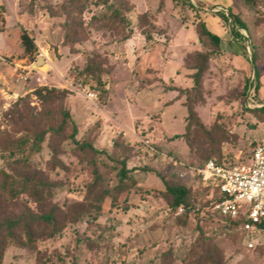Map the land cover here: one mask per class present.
<instances>
[{
    "label": "rangeland",
    "instance_id": "rangeland-1",
    "mask_svg": "<svg viewBox=\"0 0 264 264\" xmlns=\"http://www.w3.org/2000/svg\"><path fill=\"white\" fill-rule=\"evenodd\" d=\"M72 2L0 0V131L6 129L4 113L15 101L40 87L72 90L66 80L94 59L105 70L104 92L92 104L74 91L65 106L79 126V139L101 123L95 138L98 149L115 155L114 142L124 134L132 150L128 166L137 169V182L120 197L118 208L106 200L100 211L83 215L60 236L40 241L33 251L9 248L3 264H207L197 222L201 218L206 229L227 220L214 209L217 193L181 165L200 164L201 150L209 142L192 132L191 150L185 139L186 96L179 90L193 86V71L187 69L185 60L200 49L196 26L203 20L220 36L222 52L210 63L203 79V99L195 110L213 133L212 143L222 163L248 164L255 146L264 141V122L251 112L264 104V0H253L252 8L245 0H190L196 10L182 0H130L133 33L127 41L123 37L127 30L115 34L98 29L100 23L93 22L103 7L90 1L81 14ZM229 10L240 16L246 29H233ZM24 33L34 41L33 52H25ZM253 49L260 54L261 89L256 94L251 86ZM39 57L47 60L49 70L33 67ZM21 75H28V80ZM31 105L40 108L41 102L33 96ZM72 148L67 141L60 157L67 169L58 168L52 174L62 184L54 202L66 210L86 201L92 180ZM49 157L46 148L39 160L47 162ZM99 167L105 186H116L118 164L105 156ZM154 172L177 176L191 190L199 217L194 212L188 218L174 212ZM259 238L218 229L213 246L222 264H264V245L247 248L249 240Z\"/></svg>",
    "mask_w": 264,
    "mask_h": 264
},
{
    "label": "trees",
    "instance_id": "trees-1",
    "mask_svg": "<svg viewBox=\"0 0 264 264\" xmlns=\"http://www.w3.org/2000/svg\"><path fill=\"white\" fill-rule=\"evenodd\" d=\"M83 1V3H82ZM91 1L97 7H103L99 15H94L93 22L100 23L98 29L114 32L115 34L127 30L124 39L130 40L133 31L128 14L134 9L130 0H73L72 4L82 14ZM178 1V0H173ZM190 8H197L190 0H182ZM247 7L253 6V0H245ZM230 11V10H229ZM234 21L244 29L246 26L240 16L235 15ZM196 33L200 49L189 55L186 60V67L192 70L193 86L187 90H179L186 96L185 108L187 110V125L185 139L192 150L194 147L191 140L192 132L209 139L208 146L201 150L200 164H187L188 166L203 167L209 161H215L225 165L221 161V153L212 143V132L200 120L195 104L203 99V79L210 69L213 58L221 55V38L212 33L205 21L200 20L196 26ZM146 40L151 36L144 33ZM22 45L25 52H33L36 49L34 41L27 34L22 35ZM94 58V57H93ZM260 59L259 49H253L251 62L255 65L254 82L251 86L254 93L261 89L260 73L257 69V62ZM191 60V64H189ZM105 70L100 62L91 59L81 70L72 72L74 83L77 86L90 85L97 95L104 92L105 84L102 74ZM248 85L244 87V95L247 94ZM73 92L68 89H57L40 87L23 98H19L4 113L6 129L0 131L1 143L0 155L3 166L0 167V264H3L5 254L11 247L22 248L33 251L40 241L60 236L63 230L70 224H75L83 216L91 211H100L106 200H110L114 208L120 205V197L128 193L130 188L136 184L134 172L137 169L129 168L131 148L124 134H120L114 142V154L106 150L98 149L95 145V138L101 129L98 122L90 127L83 139L78 138L79 126L72 119L70 111L65 106V101ZM35 96L40 102V108L32 107L31 99ZM261 108L251 112L264 122V104ZM12 134H16L13 137ZM69 141L72 145V152L87 167L91 182L87 185V196L85 202H77L67 210L54 202L61 182L54 180L52 174L59 168L66 170V164L61 160L65 143ZM48 148L49 159L47 162L39 160L40 155ZM158 151L157 148H153ZM120 154L124 157L120 158ZM105 156L118 164V183L113 188L105 186V181L100 173V161ZM148 171V168H147ZM164 185L163 195L174 212L183 209L185 218L199 211L195 210V203L192 199L191 190L177 176H166L160 172H154ZM215 205L223 200L218 189ZM48 205V207H43ZM129 206H125L128 210ZM202 219L199 218L197 225L201 231L200 247L205 254L204 260L207 264H222V259L213 246L214 238L218 229L234 230L242 234L241 220H227L224 225L215 224L212 227L203 229ZM259 247V246H258ZM167 264V263H166Z\"/></svg>",
    "mask_w": 264,
    "mask_h": 264
},
{
    "label": "built area",
    "instance_id": "built-area-1",
    "mask_svg": "<svg viewBox=\"0 0 264 264\" xmlns=\"http://www.w3.org/2000/svg\"><path fill=\"white\" fill-rule=\"evenodd\" d=\"M21 77L28 80V75ZM66 84L92 104L98 99L90 85H75L74 76ZM181 165L197 175L204 186L219 190L223 200L214 209L226 220H241L242 236H261L257 242L249 240L248 249L264 245V141L255 146L248 164L225 166L209 161L203 167ZM178 213H183V209Z\"/></svg>",
    "mask_w": 264,
    "mask_h": 264
},
{
    "label": "water",
    "instance_id": "water-1",
    "mask_svg": "<svg viewBox=\"0 0 264 264\" xmlns=\"http://www.w3.org/2000/svg\"><path fill=\"white\" fill-rule=\"evenodd\" d=\"M33 67L38 70L47 71L50 69V65L44 57H39L36 62L33 64Z\"/></svg>",
    "mask_w": 264,
    "mask_h": 264
},
{
    "label": "bare ground",
    "instance_id": "bare-ground-1",
    "mask_svg": "<svg viewBox=\"0 0 264 264\" xmlns=\"http://www.w3.org/2000/svg\"><path fill=\"white\" fill-rule=\"evenodd\" d=\"M234 22H235V21H234ZM237 26L240 27V26L235 22V26H234L235 28H233V29L242 30L241 27H240V29H239Z\"/></svg>",
    "mask_w": 264,
    "mask_h": 264
}]
</instances>
